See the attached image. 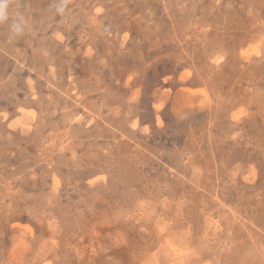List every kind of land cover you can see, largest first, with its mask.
Here are the masks:
<instances>
[{
    "label": "rangeland",
    "instance_id": "rangeland-1",
    "mask_svg": "<svg viewBox=\"0 0 264 264\" xmlns=\"http://www.w3.org/2000/svg\"><path fill=\"white\" fill-rule=\"evenodd\" d=\"M55 4L0 24V264H264V0Z\"/></svg>",
    "mask_w": 264,
    "mask_h": 264
},
{
    "label": "clouds",
    "instance_id": "clouds-1",
    "mask_svg": "<svg viewBox=\"0 0 264 264\" xmlns=\"http://www.w3.org/2000/svg\"><path fill=\"white\" fill-rule=\"evenodd\" d=\"M13 0H0V24L10 22V31L14 36H20L25 33L28 28V20L20 15L13 16L11 5ZM69 0H56L55 8L59 14H64L68 9Z\"/></svg>",
    "mask_w": 264,
    "mask_h": 264
}]
</instances>
